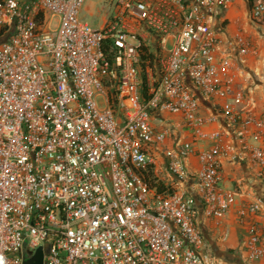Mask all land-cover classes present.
Returning <instances> with one entry per match:
<instances>
[{"label": "built area", "instance_id": "2783aa9c", "mask_svg": "<svg viewBox=\"0 0 264 264\" xmlns=\"http://www.w3.org/2000/svg\"><path fill=\"white\" fill-rule=\"evenodd\" d=\"M84 2L0 0V264H24L39 247L44 264H233L207 252L196 206L198 196L207 217L223 219L236 204L223 158L248 157L264 178V115L236 87L251 43L211 27L231 0H119L102 30L80 20ZM252 15L264 16V1ZM193 88L219 100L218 112L201 115ZM158 112L190 129L164 154L181 185L198 157L197 196L161 193L145 177L152 152L174 136L157 127ZM218 121L236 129L237 149ZM263 205L257 197L239 215ZM247 248L264 258L257 223Z\"/></svg>", "mask_w": 264, "mask_h": 264}, {"label": "crops", "instance_id": "0c3cea01", "mask_svg": "<svg viewBox=\"0 0 264 264\" xmlns=\"http://www.w3.org/2000/svg\"><path fill=\"white\" fill-rule=\"evenodd\" d=\"M259 1L264 0H256L255 3ZM211 27L225 39H233L238 33H241L250 41L252 51L246 57L242 68L243 73H241L236 87L242 90L245 95V106L257 115H264V16L261 19L253 18L252 8L247 0H231L229 5L216 11ZM224 49L228 52L231 51L228 46ZM193 89L199 96L201 115L218 112L220 109L219 100L209 99L197 89ZM155 118L158 128L167 125L174 128V136L170 137L165 145L159 146L152 152L157 175L162 174L165 177L162 181L165 183L197 196L195 175L200 167L198 157L192 155L186 160L191 178L188 183L181 185L170 176L164 154L168 148L190 139V129L185 127L181 115L158 112L155 114ZM214 127L221 129L226 139L231 141L236 149L240 146L234 127L227 126L223 121H218ZM258 171V166L248 157L237 160L231 157L223 158L224 186L229 189L238 188L236 204L223 219L207 217L204 214L202 202L197 196V226L204 235L207 252L219 262L264 264V258L251 260L248 257L247 248L249 228L252 223L259 225L264 245V205L254 216L242 218L239 215L241 205H248L254 202L257 197L264 199V178L258 176Z\"/></svg>", "mask_w": 264, "mask_h": 264}, {"label": "rangeland", "instance_id": "374dc122", "mask_svg": "<svg viewBox=\"0 0 264 264\" xmlns=\"http://www.w3.org/2000/svg\"><path fill=\"white\" fill-rule=\"evenodd\" d=\"M118 3L119 0H85L80 11L79 18L81 21L88 23L93 28L102 30L106 26V22L111 20L117 14ZM59 27L60 18L56 16L51 22V29L57 30ZM172 47L173 44L168 38L166 50L169 51ZM158 177L161 180L165 178L160 173L158 174Z\"/></svg>", "mask_w": 264, "mask_h": 264}, {"label": "trees", "instance_id": "16d2710c", "mask_svg": "<svg viewBox=\"0 0 264 264\" xmlns=\"http://www.w3.org/2000/svg\"><path fill=\"white\" fill-rule=\"evenodd\" d=\"M247 1L249 3V6L253 8L256 0H247ZM156 47H157V50H160V47L158 44ZM143 59L147 62L149 61L150 65L153 67L156 64L155 53H152V52L150 53L148 50H146L145 55H143ZM142 91H143L144 97H147V86L145 83L142 86ZM144 174H145L146 179L151 184V186L156 187L159 190V192L161 193H175L176 192V190L170 184H167L161 179H159L154 165H149L147 171H145Z\"/></svg>", "mask_w": 264, "mask_h": 264}, {"label": "water", "instance_id": "95a60500", "mask_svg": "<svg viewBox=\"0 0 264 264\" xmlns=\"http://www.w3.org/2000/svg\"><path fill=\"white\" fill-rule=\"evenodd\" d=\"M24 264H44V251L39 247L35 255L25 261Z\"/></svg>", "mask_w": 264, "mask_h": 264}]
</instances>
